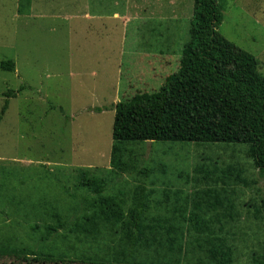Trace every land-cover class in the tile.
<instances>
[{"label": "rangeland", "instance_id": "obj_1", "mask_svg": "<svg viewBox=\"0 0 264 264\" xmlns=\"http://www.w3.org/2000/svg\"><path fill=\"white\" fill-rule=\"evenodd\" d=\"M18 1L0 0V64L12 60L15 68L9 72L0 67V112L7 90L23 87L9 99L0 120V250H14L26 242L30 248L38 247L31 228L43 225L23 220L16 224L7 215L18 212L13 197L21 198L20 191L48 189L45 196L68 203L69 197H61L59 189L50 190L61 180L58 176L69 193L74 192L70 186L77 168L105 176L100 172L110 169L114 105L137 93L158 91L164 82L150 77L151 72L168 76L178 71L193 6V0H41L18 10ZM217 2L223 10L218 32L253 55L264 75V0ZM148 146L118 144L131 166L160 171L142 179L146 185L153 177L158 179L156 199L170 196L169 203L183 204L199 190H224L243 219L240 224H222L223 231L216 232L231 249V264L264 262V214L252 223L246 211L250 209L246 205L259 204L264 179L246 156L248 146L189 142ZM198 169L208 172L210 180L204 181ZM124 179L131 184L127 176ZM127 183L109 184V191L120 193L122 187L128 189ZM12 184L18 189L7 190ZM57 207L65 213L62 205ZM23 212L31 211L27 207ZM184 228L181 264L205 261L194 232L187 231L188 224ZM8 235H14L15 244L5 243ZM85 235L59 231V240L50 239L40 248L54 257L66 255L70 263L64 264H89L87 259H105L111 253L108 233L102 231L96 239ZM0 264L13 263L0 258Z\"/></svg>", "mask_w": 264, "mask_h": 264}, {"label": "trees", "instance_id": "obj_2", "mask_svg": "<svg viewBox=\"0 0 264 264\" xmlns=\"http://www.w3.org/2000/svg\"><path fill=\"white\" fill-rule=\"evenodd\" d=\"M30 1L19 0L18 10L29 7ZM222 12L217 0H193L189 40L182 48L178 71L161 79L164 83L158 91L137 93L114 105L110 169L100 172L105 176L95 177L93 172L77 168L70 186L73 193L58 176L61 180L54 182L50 190L59 189L61 197H69L68 203L45 196L48 189L22 190L21 198L13 197L17 199L18 212L7 215L16 224L23 220L25 224L43 226L31 228L37 249L28 247L31 244L26 242L23 247H13L14 250L1 249V259L13 264H64L67 256L62 251L61 256L54 257L40 246L53 238L59 240V231L86 234L93 239L104 231L112 243L107 246L111 253L108 251L105 259L89 258V264H181L186 247L184 226L188 224L187 231L194 232L197 251H204L206 258L200 259L199 264L233 262L231 249L216 232L223 231L222 224H240L243 219L224 190H199L191 199L185 197L183 204L169 203L170 196L156 199L155 174L160 171L131 166L132 160L125 159L118 148L124 142H151V146L155 142L246 145V156L264 179V75L253 55L218 32ZM0 67L4 71L15 70L12 60L2 61ZM18 91L7 90L4 94L0 120L9 99L15 98ZM197 172L204 173V181L210 180L208 172ZM152 174L155 177L146 185L142 179H150ZM121 181L128 184V189L122 187L117 194L109 191V184L114 187V183ZM10 189L16 190L18 186L12 184L7 190ZM56 205H62L65 213L61 214ZM256 206L246 205L252 223L260 221L264 214V194ZM27 207L31 212H23ZM7 237L5 243H16L14 235Z\"/></svg>", "mask_w": 264, "mask_h": 264}, {"label": "crops", "instance_id": "obj_3", "mask_svg": "<svg viewBox=\"0 0 264 264\" xmlns=\"http://www.w3.org/2000/svg\"><path fill=\"white\" fill-rule=\"evenodd\" d=\"M96 1H97V0H96ZM30 2H31V3H32V2H41V0H31ZM17 4H18V2H17ZM152 5H153V4H151L150 6H152ZM17 7H18V6H17ZM155 9H156V8H155ZM158 9H159V7H158ZM158 9H157V11H159ZM129 10H130V9H129ZM29 12H30V11H29ZM32 12L36 14L35 11H31V13H32ZM156 14H157V13H156ZM87 16H88V15L86 14V17H87ZM113 16H114V17H117V13L114 12ZM168 64H169V62H167V65H168ZM150 70H153V68H151ZM162 74H165V73H162ZM162 74L158 75V74H156V72L154 73V71H153V72L150 73V77L153 76L154 78H160V79H163V78L166 77V75H163V76H162ZM147 76H148V75H147ZM150 146H151V145H150ZM150 146H148V147H150Z\"/></svg>", "mask_w": 264, "mask_h": 264}, {"label": "water", "instance_id": "obj_4", "mask_svg": "<svg viewBox=\"0 0 264 264\" xmlns=\"http://www.w3.org/2000/svg\"><path fill=\"white\" fill-rule=\"evenodd\" d=\"M147 144L150 146L151 145V142H147Z\"/></svg>", "mask_w": 264, "mask_h": 264}]
</instances>
